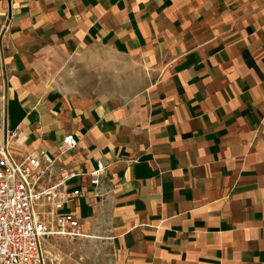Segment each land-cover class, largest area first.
<instances>
[{"label": "crops", "instance_id": "1", "mask_svg": "<svg viewBox=\"0 0 264 264\" xmlns=\"http://www.w3.org/2000/svg\"><path fill=\"white\" fill-rule=\"evenodd\" d=\"M10 132L111 264H264V0H0Z\"/></svg>", "mask_w": 264, "mask_h": 264}, {"label": "built area", "instance_id": "2", "mask_svg": "<svg viewBox=\"0 0 264 264\" xmlns=\"http://www.w3.org/2000/svg\"><path fill=\"white\" fill-rule=\"evenodd\" d=\"M15 138V132L7 133L0 147V264H49L50 238L83 235L71 208L82 194L71 185L80 173L65 170L52 179L53 160L46 150L18 157L9 149ZM62 146L73 149L74 135L66 134ZM104 168L98 162L92 174L98 176Z\"/></svg>", "mask_w": 264, "mask_h": 264}, {"label": "rangeland", "instance_id": "3", "mask_svg": "<svg viewBox=\"0 0 264 264\" xmlns=\"http://www.w3.org/2000/svg\"><path fill=\"white\" fill-rule=\"evenodd\" d=\"M47 250L49 264H111L110 247L92 238L52 237Z\"/></svg>", "mask_w": 264, "mask_h": 264}]
</instances>
